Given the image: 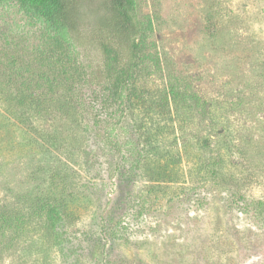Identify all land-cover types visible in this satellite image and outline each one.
<instances>
[{"label":"rangeland","instance_id":"374dc122","mask_svg":"<svg viewBox=\"0 0 264 264\" xmlns=\"http://www.w3.org/2000/svg\"><path fill=\"white\" fill-rule=\"evenodd\" d=\"M134 4L141 62L118 123L137 161L112 171L82 128L81 118L102 131L92 87L77 108L63 84L32 81L27 93L53 98L46 111H18L14 93L37 78L48 35L20 0H0V204L62 195L71 234L63 258L47 252L55 264L102 252L107 264H264V218L234 198L264 199V0ZM28 231L38 245V225Z\"/></svg>","mask_w":264,"mask_h":264},{"label":"trees","instance_id":"16d2710c","mask_svg":"<svg viewBox=\"0 0 264 264\" xmlns=\"http://www.w3.org/2000/svg\"><path fill=\"white\" fill-rule=\"evenodd\" d=\"M20 2L22 8L43 21L48 38L36 58L39 64L37 78L19 83L27 89L14 93L16 104L21 105L18 111L25 114L32 110L35 114V106L39 112L46 111L47 104L53 98L44 90L27 93L32 81L52 91L63 84L77 108L83 104L79 91L83 86H90L99 98L97 121L102 131H96L94 123L89 124L81 118L84 132L90 130L100 137L105 153L111 156L109 165L112 171L123 159L134 164L137 150L132 140L119 137L122 126L119 127L118 123L124 116L125 103L134 93L136 72L141 62L142 28L133 13L134 0ZM113 106V114H107V109ZM52 190L16 196V208L0 204V264H55L47 255L49 251L58 252L62 258L65 256L63 249L71 234L63 229L67 207L61 200L62 195L58 197L59 194ZM234 196L242 200V210H252L264 218V199H246L241 193ZM33 224L38 225L41 239L36 246L35 240L28 237V228ZM120 231V228H110L107 233L115 236ZM22 249L23 253L14 258L16 252ZM91 259H94L92 255L89 262L107 264L103 252L95 261ZM84 262L77 254L76 259L68 264Z\"/></svg>","mask_w":264,"mask_h":264}]
</instances>
